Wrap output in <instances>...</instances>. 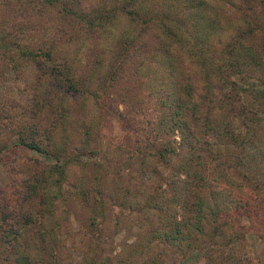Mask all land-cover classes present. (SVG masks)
<instances>
[{"label":"trees","instance_id":"trees-1","mask_svg":"<svg viewBox=\"0 0 264 264\" xmlns=\"http://www.w3.org/2000/svg\"><path fill=\"white\" fill-rule=\"evenodd\" d=\"M5 1L8 5L10 0ZM17 1V11L10 8L7 11L13 19L6 12L0 13V48L9 45L8 50L21 52V57L25 58L37 57L40 67H47L45 76L49 77L51 83L45 98L53 121L49 129L43 130L42 127H48L34 119L43 120L44 116L31 108L28 118L19 123L11 121V127L5 125L0 129V132H4L0 136V165L13 184V188L6 191L9 193L3 195V198L9 196L7 201L0 204V264H6L8 260L10 264H34L25 251V247L30 245L29 241L24 240L21 231L22 228L24 232L27 231L29 224L35 221L34 205L31 208L30 203L34 198L45 203L46 190H50L51 184L57 185L64 176L66 168L63 164L67 165L80 157L66 146H61L68 143V137L57 132L59 122L65 125L66 121L73 120L74 129V124H83L78 106H85V100H92L94 107L102 105L104 100H110V88L118 81V74H122L124 80L128 79L130 73L124 74L125 68L135 62V55L140 50L149 49L151 39L153 46L160 45L158 47L166 65L171 63L168 59L171 58L169 48L174 46L179 53L184 41L190 43V49L198 53L195 60L201 71L199 86L202 90L197 94L199 103L194 105V90L187 82H182L178 88H171L165 106L157 114L159 124L156 128L165 130L166 135H142L129 142L135 146L132 150L134 157L142 160V164L148 163L149 159L155 160L169 171L165 176L169 194L164 195L166 206L161 217V236L174 248H183L185 253L188 249L201 248L207 242L217 244L216 236H210L206 230L209 224L212 228L230 223L238 225L239 220L246 219L255 231L261 229L264 232V197L261 195L264 193V174L257 172L253 162L250 167L246 165L247 172L243 170L244 165L240 168L242 164L238 161L235 166L231 165L225 153L230 147L236 149L244 147L243 144H255L258 140L257 130L264 126V23L255 27L249 19L255 14L260 15L264 5L260 11L248 7V18L239 22L238 27L225 32L221 25L222 14L209 16L201 10L204 0H178L176 4L167 6L155 3V0H95V5L86 9L80 5L83 0ZM231 4L237 9L235 3ZM28 9L34 12L30 20L24 17ZM53 9L67 16V23L70 21L78 26L81 23L90 32H103L110 27L112 20L116 21L115 24L120 22L123 15L135 25H129L118 35H113L110 39L112 46L87 59L82 68H75L77 61L74 57L58 55L60 45L69 39L52 33L61 31L62 28L56 25H62L65 21H59V24L57 20L53 21L49 29L42 31L44 19L48 16L50 20L54 18L50 16ZM19 17H23L22 21H18ZM6 27L13 28V31L3 33ZM152 29L156 33L146 38L147 32ZM17 35L23 38L16 40ZM210 47L214 54L209 52ZM153 53L150 51V56H155ZM100 69L102 72L99 73ZM37 78H41V73ZM214 87L221 89V97L216 102L215 95L211 96ZM249 94L253 95L252 100H245L244 96ZM72 100L75 101L73 108L77 109L68 110L73 115V119H70L65 104ZM207 102H214V105H204ZM202 105L204 108L200 109ZM122 122L127 129L124 137L129 139L133 136L131 124L124 120ZM82 129L88 134L90 128L83 125ZM175 130L180 137L177 147L173 144L174 138L169 136ZM211 131H216L215 139L218 138L220 144L209 138ZM229 144L230 147H227ZM74 148L80 149L81 154H86L87 150L92 154L99 151L97 142L90 149ZM147 148L148 153L145 151ZM22 151L24 157L17 156ZM26 151L60 163L43 165V160L25 155ZM135 153L141 158L136 157ZM255 156L256 152L251 161ZM22 163L28 166L27 171L18 176V165ZM230 170L237 177L234 181H229ZM223 181L229 182L228 187L225 185L227 190L222 188ZM213 183L217 186L220 184L219 188ZM241 191L246 192L245 198L239 195ZM15 195L20 197L17 204L12 201ZM36 208L41 217L44 211L40 205ZM34 235L39 238L38 233ZM227 243H222L219 258L225 256L227 259L232 254L231 249L229 253L224 252Z\"/></svg>","mask_w":264,"mask_h":264},{"label":"rangeland","instance_id":"rangeland-1","mask_svg":"<svg viewBox=\"0 0 264 264\" xmlns=\"http://www.w3.org/2000/svg\"><path fill=\"white\" fill-rule=\"evenodd\" d=\"M263 1L231 0L227 3L221 0H204L205 4L201 10L209 16L222 14L221 25L223 30L228 32L233 27H238L243 19L248 18L247 15H250L248 7L256 8L257 11L262 10ZM6 2L0 0V13H7L9 8L11 11H17V0H10L8 5ZM175 2L178 0L164 2L155 0V3L166 6ZM94 3L95 0H83L80 5L85 8L95 5ZM231 3H235L237 9ZM29 10L24 17L30 20L34 12ZM7 14L13 19L9 12ZM50 16L54 18L50 20L48 16L44 19L42 31L49 29L53 21L57 20V23L65 21L62 25H56L62 28L61 31L52 33L64 35V39H69L60 45L58 55L74 57L77 61L75 68L79 66L82 68L87 59L112 46L110 39L113 35H118L129 25L132 27L135 25L123 15L120 16V22L115 24L116 21L112 20L109 23L110 27L103 32H90L82 27L81 23L79 26L70 21L67 23L65 20L67 16L61 15L56 9L50 11ZM22 19L23 17H19L18 21ZM249 19L255 27L262 25L264 11ZM6 31H13V28L6 27L3 33ZM154 33L155 29L147 32L146 38ZM17 36L16 40L23 38L21 35ZM5 46L4 49L0 48V129L5 125L10 126L11 121L19 123L25 117L28 118L31 108L44 116L43 120L40 118L34 120H39L48 127H42L43 130L49 129L53 120L52 114H49L48 100L45 98L51 83L49 77L45 76L47 67H40L37 57L33 59L21 57V52H13L8 50L9 45ZM158 46H153L151 39L149 49L140 50L135 55L137 58L135 62L128 64L124 71V74L130 73L127 80L123 79L122 74H118V81L110 88V100H104L102 105L96 107L92 100H85V106H82L83 104L81 108L78 106L79 118L84 119L83 124L76 123L73 129V120L66 121L65 125L59 122L57 132L68 137V143H62L61 146H66L80 157L67 165L63 164L66 168L64 176L57 185L51 184L50 190H46L45 203H40L37 198L30 201L31 208L34 205L32 209L35 221L29 224L27 231L24 232L23 228L21 231L24 240L29 241L30 245L25 247V251L34 264H264V232L261 229L255 231L246 219L239 220V226L230 223L212 228L209 224L206 230L210 236H216L217 244L207 242L201 248L188 249L185 253L183 248L177 249L167 243L160 234V231H163L161 217L166 206L164 195L169 194L165 182V176L169 171L167 167H162L161 163H155V160L149 159L148 163L142 164V160L134 157L132 150L135 146L129 142L137 137L141 138L142 135L157 137L166 135L165 130L160 131L156 128L159 124L157 114L165 106L166 96L171 88H178L182 82H187L194 90L192 98L194 105L199 103L197 94L202 90L199 86L201 71L195 60L198 53L190 49L191 44L184 41L179 53L174 46L169 48L170 65L165 64V58ZM150 51H153L155 56H150ZM209 52L214 54L211 47ZM100 71L102 72V69L99 73ZM40 73L41 78L38 79ZM216 85L220 87V84ZM214 95L216 102L221 97V89L214 87L211 96ZM36 97L43 100L39 101ZM252 98V94L244 96L245 100ZM56 101L60 102L59 99ZM74 102L72 100L71 103L65 104L67 111L77 109L73 108ZM204 105H214V102H207ZM204 105L199 108H204ZM69 111L68 117L73 119ZM123 120L131 124L133 136L129 139L124 137L127 129L122 124ZM83 125L90 128L88 134L82 129ZM3 133L0 132V136ZM169 136L174 138L173 144L177 147L180 140L177 130ZM208 136L214 140L217 137L216 131H211ZM257 137L258 140L253 145L243 144L244 147L234 149L229 144L227 147L230 148L225 152L227 162L235 166L238 161L242 164L240 168L244 165L243 170L246 172V165L250 167L253 162L256 164L257 172L262 171L264 174V126L258 128ZM214 141L220 142L218 138ZM95 142L99 146L98 153H88L87 150L88 154H81L80 149L74 148L90 149ZM145 151L148 153L149 149ZM255 152L254 161H251L250 158ZM23 155V151L22 154H17L19 157H24ZM25 155L43 160V165L51 163L53 166L54 163H60L50 161L34 152L26 151ZM26 167L28 166L25 163L18 165L20 173L17 175L24 174L27 171ZM3 171L5 170H2L0 165V204L5 203L9 197L6 195L3 198L4 194L9 193L6 192L7 189L13 188L12 179L9 175L6 177ZM229 177V181L237 178L232 170ZM220 184L217 186L213 183L218 188ZM226 184L228 187L229 182L223 181L221 185L227 190ZM239 195L243 198L247 196L243 191ZM261 195L264 197V193ZM12 201L17 204L20 197L15 195ZM39 205L44 211L41 217L36 210ZM36 233L39 238L34 235ZM227 241L225 249L228 247V250L224 249V252L229 253L231 249L232 254L227 259L225 256L219 258L220 249ZM9 261L6 264H10Z\"/></svg>","mask_w":264,"mask_h":264}]
</instances>
